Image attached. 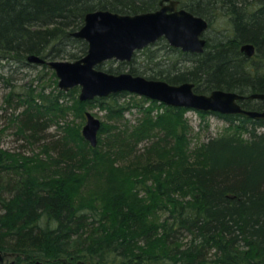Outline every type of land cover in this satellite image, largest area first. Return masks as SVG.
I'll return each instance as SVG.
<instances>
[{
	"label": "trees",
	"instance_id": "1",
	"mask_svg": "<svg viewBox=\"0 0 264 264\" xmlns=\"http://www.w3.org/2000/svg\"><path fill=\"white\" fill-rule=\"evenodd\" d=\"M159 1L0 0V67L9 71L5 78L10 88L8 101L16 98L21 102L18 107L22 106L8 121L29 143L41 142L47 154L41 159L37 154L30 157L0 148V252L18 253L0 264H64L61 259H66V264L79 260L84 264H264V119L200 111L217 116L229 129L207 136L200 144L198 163L179 161L180 165L173 166V157L180 159L178 142L185 139L186 108L163 105L164 112L154 116L151 109L143 107L145 101L150 104L155 100L135 98L127 91L93 98L87 104L96 103L119 124L110 143L104 138L98 146H80L82 136L76 123L61 120L72 111L60 103L68 93L59 89L52 95L53 91L47 94L29 88L27 97H19L20 89L15 90L16 84L9 82L18 68L33 66L28 55L72 60L84 55L86 42L71 33L82 26L87 12L107 9L135 14L155 10ZM179 1L210 23L215 14L225 15L232 35L207 38L200 54L179 51L191 55L189 67L172 64L166 68L160 60L140 70L134 55L130 62L115 68H99L119 73L124 67L133 75L171 84L191 81L197 93L215 88L264 93V0ZM240 41L254 43L252 57L239 52ZM148 50L144 54L150 61L160 56ZM126 95L130 99L121 103ZM249 100L241 101V106L263 109L264 100ZM135 108L142 114L131 124L124 114ZM78 113L79 118L84 117ZM53 124L57 132L48 131ZM109 128L101 124L97 136ZM143 141L148 142V153L155 154L143 167L144 174L147 170L159 174L153 185L137 177L138 168H124L119 176L117 167L108 164L125 154L142 157L138 145ZM162 154L170 155L171 179L168 174L160 177L170 168L168 157L164 160ZM59 160L69 164V171L54 164ZM87 166L95 168V176L113 183L111 190L103 189L106 200L101 205L95 199L75 202L77 174ZM140 192L166 212L158 222L145 223L148 205L136 197ZM185 194L188 197H182Z\"/></svg>",
	"mask_w": 264,
	"mask_h": 264
},
{
	"label": "water",
	"instance_id": "2",
	"mask_svg": "<svg viewBox=\"0 0 264 264\" xmlns=\"http://www.w3.org/2000/svg\"><path fill=\"white\" fill-rule=\"evenodd\" d=\"M163 1L165 0H161L159 8L153 11L135 14L106 9L89 11L84 15L82 26L71 33L86 42L84 55L75 60H58L31 54L27 56V60L45 63L51 68L61 91L79 87L78 98L81 101L127 91L168 106L264 119V110L243 108L238 100L245 96L236 91L215 88L208 93H197L194 91V83L190 81L171 84L161 79L133 75L128 71L111 73L99 68L103 62L111 59L129 61L134 51L160 38L185 52L197 54L204 50L206 40L203 32L208 26L207 20L185 8H176L177 0H169L168 3ZM240 52L251 57L255 53V47L246 43L240 46ZM248 97L264 98V94L252 93ZM84 116L86 120L81 130L82 135L95 146L101 121L90 112H85ZM61 262L65 264L67 260L61 259ZM77 264L84 262L79 260Z\"/></svg>",
	"mask_w": 264,
	"mask_h": 264
},
{
	"label": "rangeland",
	"instance_id": "3",
	"mask_svg": "<svg viewBox=\"0 0 264 264\" xmlns=\"http://www.w3.org/2000/svg\"><path fill=\"white\" fill-rule=\"evenodd\" d=\"M107 10V9H106ZM230 28V23L228 22L227 18L225 15L221 13H217L214 15L213 20L210 23V27L207 29L205 32V36H207L208 39L213 40L216 36L219 37H226V36H231L232 32L229 30ZM229 34V35H228ZM81 39V38H80ZM160 42L155 43L148 47V49H152L153 51L155 50L156 47H159L161 45V49L157 52V59H154L150 61L148 58L145 57L147 53L146 51H149L148 49L145 52L138 51L136 52V67L140 70H143L147 67H153L154 62L163 60L165 62L166 68L172 67V64L174 65H183V67H189L190 63L188 59H190L191 55H181L177 49H170L167 47H164L163 44L166 43L163 39L159 40ZM69 50L71 52H76L80 53L77 48H75L76 51H73L71 47H69ZM196 54V53H192ZM200 54V53H197ZM49 59V58H47ZM58 60H72L69 58H56ZM146 59V60H145ZM120 62L118 61H106L103 62L102 69H107V68H115L118 66ZM139 63V64H138ZM123 64V63H122ZM100 65V66H101ZM120 65V64H119ZM101 69V68H100ZM128 69L121 67L120 71H126ZM157 70V69H155ZM54 71L46 67L44 68L38 63L33 62V66L26 67L25 69H20L18 68L16 71L12 73V78L11 80L9 79V82L11 84H16L15 85V90L20 89L22 94H19V97H27L29 88L34 89L35 91L38 90H43L44 93H51L53 91L52 95L59 90L57 86V78L54 75H52ZM9 71L7 67H0V148L7 150L9 153H21V155L25 156H33L37 154L41 159H46V153L44 152V148L41 146V142L39 141H34L33 143H29L26 141L23 137H21L19 134L15 132L16 129H14V125H10L11 121H8V118L12 116L13 114H18L19 112L22 111V106L18 107L21 102H18L16 98H14V102H9L7 95L10 91V88L6 86L5 78L9 76ZM113 73V72H111ZM3 77V78H1ZM55 80V82H54ZM185 82V81H184ZM191 82V81H190ZM23 87V88H20ZM54 89V90H53ZM237 92V91H236ZM68 93V95L61 97L60 103L63 105H66V107H71L72 111L69 113V111L66 113L65 119H61L62 122L65 120H72L76 123L77 128H79L80 135L82 136V140L79 141L80 146L88 145L91 147L98 146L99 143H101L100 139L106 138L108 143L109 140L113 139V136L115 134V131L117 130V124H119L117 121L114 119L108 118L107 111L103 109L102 107L98 106L96 103L92 104H87L86 101H81L78 98L79 94V87H73L70 88L67 91H64V94ZM208 93V92H207ZM25 94V95H24ZM134 94V93H132ZM135 98H138L140 95L134 94ZM7 98V99H6ZM130 99L129 95H126L125 97H122L120 100L121 103H125ZM80 101V102H76ZM164 103H161L157 100L155 102L150 103L149 101L144 102V107L143 109H151L152 115H156L158 112H164ZM167 106V105H166ZM185 108V107H183ZM142 109V111H143ZM81 112L84 116L85 112H90L94 117L98 118L101 121V124H105L107 126H110L108 132L106 133H100V136H97V144L95 146H92L88 140H86L83 135H82V127L85 124V116L83 118H79L78 115H80ZM72 113V114H71ZM142 112L138 111L137 108L131 109L130 111H126L124 114V118L129 121V123L134 124L139 116H141ZM183 117L184 121L187 124V129L184 132L185 139L181 142H178L180 145V159H175V156L173 157L174 160L171 161L173 166L175 165H180L179 161L182 164H191L196 161L200 160L202 158V148L200 147V144L205 141L207 136L209 135H214V134H221L229 129L227 126V123L217 116H214L212 114H202L199 111H195L193 109L186 108L183 112ZM165 118V117H164ZM61 122V123H62ZM158 129V126H157ZM157 129L153 130L155 133ZM100 130V129H99ZM163 130V125L162 129ZM183 129L180 128V131ZM48 131L52 132H57L56 124H53L49 127ZM99 132V131H98ZM165 132H163L164 134ZM176 133H180L179 130H176ZM99 135V134H98ZM166 136H173L174 133L166 132ZM105 144V143H104ZM148 142H140L138 145L139 148V153H142V157L139 158H134L133 155L131 154H125L127 156H124L123 159L121 160H116L115 162H110L108 163L109 165L111 164L112 166L117 167L119 170L120 175H123V170L124 168L129 169V168H138L137 171H135L137 177L142 178L146 183L149 185L154 184V180L157 178L156 172L148 171L147 173L144 174L143 167L146 165L148 162L152 161L154 158V155H151L148 153V149L146 148ZM111 150V148H109ZM50 151V150H49ZM50 153L54 154L55 151L51 150ZM16 155V154H14ZM164 157H168V165L170 166V155L162 154ZM129 160V161H128ZM166 163V162H165ZM54 164H58L59 168L62 171H69V164L64 162L63 160L56 161ZM172 166V167H173ZM78 167V166H77ZM88 167V166H87ZM172 167L165 172H163L162 179L167 177V174L169 176V179H171L172 176ZM140 168V170H139ZM76 171H78L76 169ZM79 173L77 174L80 179L77 180L76 187H75V192H76V204L79 203H85L88 201L96 200L98 205H101L102 202H105L106 197V191H103V189H110L111 190V184L108 179L104 180V177H97L95 176V168H89L88 169H81L79 168ZM83 173H89V175L86 178H82ZM109 183V184H108ZM136 197L141 201L140 203L143 205H148L146 208V212L148 214L145 215L146 217V224L147 226L150 223H155L158 222L162 217L165 215V211L160 210L158 207H156V203L151 200L150 197L147 196V194H143L140 192L139 194L136 195ZM182 197H188V194H185ZM136 198V199H137ZM146 226V227H147ZM83 238H74L73 242L77 243ZM3 262H7L11 260V257H2Z\"/></svg>",
	"mask_w": 264,
	"mask_h": 264
},
{
	"label": "flooded vegetation",
	"instance_id": "4",
	"mask_svg": "<svg viewBox=\"0 0 264 264\" xmlns=\"http://www.w3.org/2000/svg\"><path fill=\"white\" fill-rule=\"evenodd\" d=\"M160 1H161V0H160ZM160 1H159V6H160ZM163 2H164V3H168L169 0H165V1H163ZM159 6H158V8H159ZM176 8H184V7L180 4V1H179V0H177ZM156 9H157V8H156ZM185 9H186V8H185ZM206 20H207V19H206ZM207 22H208V26H207L206 30L203 32V36H204V38H205L206 41H207V36H205V32H206L207 29L210 27V21L207 20ZM161 39H163L164 41H166L164 38H160V39L156 40L154 43H151V44H149V45L143 47L142 49H139V50L134 51L133 56L136 54V52H138V51H140V50H141V52H142L143 50H145L146 47H150L151 45L160 42L159 40H161ZM205 45H206V43H205ZM163 46H164V47H167V48H170V49H177L178 52L180 51V52H182V53H191V52H188V51H186V52H185V51H182L180 48L172 47V46H170L167 42H166L165 44H163ZM204 47H205V46H204ZM160 49H161V45H159V47H156L154 51L151 49V51H152V53H154V54L157 55V52H158ZM238 50H239V52H240V49H239V48H238ZM156 51H157V52H156ZM203 51H204V50H203ZM203 51H202V52H203ZM202 52H200V53H202ZM240 53H241V52H240ZM242 54H243V53H242ZM254 54H255V53H254ZM254 54H253V55H254ZM253 55H252V56H253ZM133 56H132V57H133ZM252 56H251V57H252ZM131 59H132V58H131ZM107 61H110V60H107ZM111 61H118V60L111 59ZM105 62H106V61H105ZM118 62H120V63H125V62H130V60H129V61H118ZM138 64H139V63H138ZM253 99L264 100V98H253ZM262 110H264V107H263ZM262 110H261V111H262Z\"/></svg>",
	"mask_w": 264,
	"mask_h": 264
},
{
	"label": "bare ground",
	"instance_id": "5",
	"mask_svg": "<svg viewBox=\"0 0 264 264\" xmlns=\"http://www.w3.org/2000/svg\"><path fill=\"white\" fill-rule=\"evenodd\" d=\"M246 43H250V44H253L254 45V43H252L251 41H240L239 43H238V48L240 49V46L241 45H243V44H246ZM254 47H255V45H254ZM204 50H205V47H204ZM255 51H256V49H255ZM28 61V60H27ZM253 93H258V92H253ZM249 94H252V93H248V94H243L245 97H243L242 99H240V100H238V103L240 104L241 103V101H247V100H249V99H253V98H249L248 97V95ZM264 94V93H263ZM250 101V100H249ZM241 105V104H240ZM252 110H254V109H252ZM251 118V117H250ZM214 135H218V134H214ZM210 136V135H209ZM12 254V255H11ZM18 253H6V252H0V262H3L2 261V257H4V256H6V257H10V256H15V255H17ZM66 264V263H65Z\"/></svg>",
	"mask_w": 264,
	"mask_h": 264
}]
</instances>
